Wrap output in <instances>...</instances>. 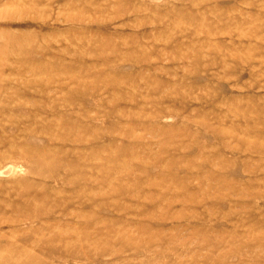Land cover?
I'll use <instances>...</instances> for the list:
<instances>
[{
    "label": "rangeland",
    "instance_id": "obj_1",
    "mask_svg": "<svg viewBox=\"0 0 264 264\" xmlns=\"http://www.w3.org/2000/svg\"><path fill=\"white\" fill-rule=\"evenodd\" d=\"M0 264H264V0H0Z\"/></svg>",
    "mask_w": 264,
    "mask_h": 264
}]
</instances>
